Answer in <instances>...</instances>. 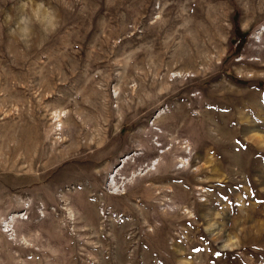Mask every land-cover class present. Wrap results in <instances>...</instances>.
I'll return each instance as SVG.
<instances>
[{"label":"rangeland","instance_id":"374dc122","mask_svg":"<svg viewBox=\"0 0 264 264\" xmlns=\"http://www.w3.org/2000/svg\"><path fill=\"white\" fill-rule=\"evenodd\" d=\"M0 264H264V0H0Z\"/></svg>","mask_w":264,"mask_h":264}]
</instances>
